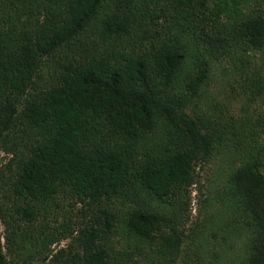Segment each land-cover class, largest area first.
I'll return each mask as SVG.
<instances>
[{
    "label": "trees",
    "instance_id": "trees-1",
    "mask_svg": "<svg viewBox=\"0 0 264 264\" xmlns=\"http://www.w3.org/2000/svg\"><path fill=\"white\" fill-rule=\"evenodd\" d=\"M262 104L264 0H0V264H264Z\"/></svg>",
    "mask_w": 264,
    "mask_h": 264
},
{
    "label": "rangeland",
    "instance_id": "rangeland-1",
    "mask_svg": "<svg viewBox=\"0 0 264 264\" xmlns=\"http://www.w3.org/2000/svg\"><path fill=\"white\" fill-rule=\"evenodd\" d=\"M222 80L217 78H213L207 89V96L208 98L205 99L206 103L203 104V101H201L200 109H206L209 106H212L215 104L222 105V111L223 112H229L228 116H234L235 119H238L241 116L244 115H250V117L253 116V114L256 116V113L253 112L254 110L252 108L248 109V111H245L246 109H243V104L240 100L233 99L235 96L234 93H232L229 89L222 87ZM221 88H223V91H220ZM259 111L264 112V104L259 105L258 107L255 106ZM247 115V116H248ZM263 116V115H262ZM2 154H0L1 156ZM217 158H214L211 163L204 164V166H197V175L198 179L200 181V192L195 187H192L191 189V196H190V203H189V211H190V222H192L195 217L199 214L201 202L200 200L204 199L206 195L208 194V189H210V185L216 186L217 185V179L220 175L217 174V165H219L220 161H217ZM209 185V186H208ZM211 193H213L211 191ZM189 197V196H188ZM73 207V206H72ZM77 210V209H76ZM76 212V211H75ZM73 214V209L70 210V215ZM188 223V224H189ZM1 233L3 234V226L0 228ZM2 242H4V238L1 239ZM68 240H63L60 245L58 246H65L67 244Z\"/></svg>",
    "mask_w": 264,
    "mask_h": 264
}]
</instances>
